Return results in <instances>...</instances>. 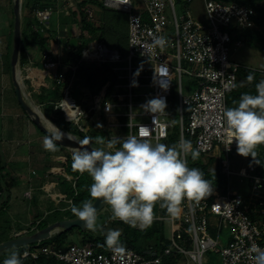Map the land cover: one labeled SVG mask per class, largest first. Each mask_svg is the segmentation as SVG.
I'll list each match as a JSON object with an SVG mask.
<instances>
[{"label":"built area","instance_id":"1","mask_svg":"<svg viewBox=\"0 0 264 264\" xmlns=\"http://www.w3.org/2000/svg\"><path fill=\"white\" fill-rule=\"evenodd\" d=\"M193 1L103 0L106 7L129 14L128 55L124 57L119 49L109 47L103 40L89 41L78 62L65 67L62 56L48 49L41 51L40 64L26 63L24 69L28 75L24 80L35 90L50 88L54 85L52 82L63 84L62 97L52 102L54 109L60 111L67 122L76 123L78 129L86 133L85 121H93L96 127L101 125L97 116L101 96L96 97L86 85H80L82 100L89 104L85 110L80 99L73 95L77 90L74 79L80 65L109 66L118 75L112 84L113 89L103 100V114L114 112L117 106L129 108L126 113L116 115L127 118L117 126L128 130L127 134H138L142 128L144 137L152 142L167 140L174 127L171 117L175 97L180 124L178 143L188 136L192 147L199 148L200 154L215 156L228 184L231 176H239L240 180H246L253 193L264 191V168H259L250 156L243 160L236 151L235 142L230 146L222 118L223 109L228 107V94L237 87L239 70L243 67L232 58V51L247 43L246 29L257 28L256 11L238 0H204L203 15H195ZM177 5L182 7L181 14ZM83 9L87 18L93 20V10ZM54 12L51 4L35 11L43 23L49 21ZM161 35L166 37L165 45H153V37ZM70 50L68 48L67 52ZM134 58L141 61L139 68L143 70L140 76L143 83L139 85L152 88L151 92L140 95L144 99L139 103L134 100L137 95L131 86L133 71L137 69L133 65ZM125 60L128 66L123 70L128 69L127 75L120 74L122 67L114 65ZM161 65L167 71L154 81V69L161 73ZM68 71H71L69 75ZM185 76L197 80L191 90L186 89L187 92L182 82ZM124 78L128 81H123ZM160 79L166 89L160 86ZM153 97L166 99L167 107L157 114L142 108ZM137 106L140 110L135 109ZM237 157L239 160L236 161ZM186 159L189 161L188 155ZM181 207L178 218L169 215L155 217L164 221L165 229L167 225L170 229L169 237L164 232L167 242L161 248L152 244L141 251L124 246L122 251H117L106 246L101 251L94 241L58 248L40 245L39 241L27 245L23 252L27 255L22 254V257L38 259L45 255L66 264H205L208 262L206 254L213 250L220 255V264H254L252 246L264 248V196L253 198V194L245 195L238 190L216 189L199 202L185 200ZM228 230L230 237L223 242L221 233Z\"/></svg>","mask_w":264,"mask_h":264},{"label":"rangeland","instance_id":"2","mask_svg":"<svg viewBox=\"0 0 264 264\" xmlns=\"http://www.w3.org/2000/svg\"><path fill=\"white\" fill-rule=\"evenodd\" d=\"M51 1V0H50ZM68 1V0H67ZM93 4H96L97 1L95 0H88ZM11 8L9 12L7 13V10H5V3L4 0H0V30L7 31V33L10 36H14V27H13V21L12 20V14H14V1L10 0ZM25 6H24V4ZM22 6H21V14L23 12V30H24V36L30 37V31L26 28V21L28 20V10H24V8H27L26 5L28 2L26 0H22ZM102 11H105L107 18L105 20V23H109L107 26V37H109L108 46L109 47H115L119 49L121 54L126 57L129 53V22H128V15L126 12L106 7V6H100ZM192 8L195 13V15H203V8H204V0H194L192 2ZM7 9V7H6ZM177 11L179 14L182 13V7L177 5ZM5 15L10 16L8 18L5 17ZM257 16H261L260 13L256 11ZM56 17V13L54 12L52 15V18L48 21L50 24L53 23L54 18ZM10 20V21H9ZM74 20H77L74 18ZM35 21V19H34ZM36 22V21H35ZM65 22V21H64ZM75 22V21H74ZM257 30L260 31V38L257 39H251L247 41V43L240 48H237L236 50L232 51V58L242 64V68L248 67L251 69H255L259 71L258 75V82L261 78H264V20L263 23L257 24L255 21ZM45 23L42 22L41 25H35L33 29L41 30L43 25ZM45 28V26H44ZM76 28V35L81 34L80 27ZM7 43V35L3 34L0 31V240L12 238L13 236L17 234H30L38 229V225L41 223V221L45 220L46 216H48L49 212H51V208L54 209L57 206H50L49 203H55L56 201H60L62 203L64 200L66 201L68 206L66 208H61L62 212H56L48 216L49 221H53L55 219H63L64 217L67 218L68 214H72V212H67L70 210L71 204L74 200L68 196L65 193H60L59 196H57V199H53V193L52 191H49L48 195L45 197V190L44 185L47 184L45 180H53V177H49L50 173L48 171V168L46 166H49V170L55 169L57 170V166L51 165L52 163L47 160H43L42 158H38V154L41 153V151H37L36 147H43V143L40 138H43L47 135L43 131H41L38 126L34 123L30 115L22 108L15 90L14 86L11 80V74L9 69V63L11 61V55L7 56L9 54V47L8 49H5V45ZM11 53V52H10ZM21 53V52H20ZM66 63L65 67H68V63L63 60ZM140 60L134 58L133 65L138 69L140 66ZM26 65V64H25ZM24 64L19 61L18 69L20 71V78L21 82L24 86L26 85L24 82V77L28 75L27 72H25ZM116 66L122 67L119 70L120 74L127 75L128 69L123 70L124 68H127L128 62L121 61L119 63L114 64ZM109 67V66H107ZM135 69L133 73L137 70ZM109 72V76L111 77L105 86H110L111 83L115 82L117 80L116 73V79L113 78L115 72L110 67L107 69ZM58 72V71H57ZM71 71L67 72V75H69ZM143 70L140 71V74L136 79L139 83H143L142 76ZM247 75H239V83L244 81L242 84L250 86L252 82H247L245 80V77ZM123 81H128L127 78H124ZM52 80V79H50ZM183 85L185 87V92H187L186 89L191 90L192 87L197 83V80H194L193 78H190L188 76L183 77L182 79ZM27 86L32 89V86H30L29 82H27ZM54 86V87H53ZM52 87L47 89L48 91H59L64 86L60 85H53ZM104 86V87H105ZM176 86V85H175ZM111 87V86H110ZM57 88H60L59 90ZM54 89V90H53ZM113 89V88H112ZM119 90V89H118ZM151 92V87H134V93L137 95L135 97L136 102H140L144 99V97L140 96L141 94H144L145 92ZM33 96L30 97L27 96L28 101L41 109L43 114H45V107L44 105H40L38 97H36L38 94L33 92ZM62 94V93H61ZM76 98H79L82 102L83 108L85 110H88L89 104L84 103L82 100V92L81 89L78 88L73 94ZM35 96V99H34ZM62 97V95H61ZM60 98V97H59ZM37 100V101H36ZM122 102L125 101V99H121ZM50 103V99L48 100V104ZM172 106V120L174 122L175 127V137L172 139V141L162 140V143L168 144V145H174L178 143V139L180 137V124L178 121L179 113L177 111V100L173 102ZM175 107V108H174ZM128 106H117L113 110L117 113H126L128 111ZM136 110H140V107H136ZM99 112V111H98ZM100 114V122L102 127L106 125V117L102 116ZM22 115V116H19ZM46 115V114H45ZM47 119L52 122L48 117ZM126 117H120L119 120L121 122L125 121ZM44 120V119H43ZM140 119H137L138 121ZM43 123H47L46 120L43 121ZM54 125H56L54 123ZM69 125V127H68ZM49 126V125H48ZM50 127V126H49ZM58 127V125H56ZM101 127V126H100ZM20 128V135L17 136L14 135L17 130ZM59 128V127H58ZM62 130V129H61ZM65 132H69L73 135H75L78 139H83L86 136L83 135V133L78 131L77 125L74 122H68L67 126H65ZM101 133H105L103 130H101ZM112 133H121L122 135H126L128 133V130L125 128H119L117 131H113ZM102 136V135H101ZM105 134L102 136L101 141L103 140ZM20 138V139H19ZM24 138V139H22ZM34 140V145L31 144V141ZM173 140L175 142H173ZM186 140H190L188 136H186ZM155 143V141H153ZM40 144L42 146H40ZM92 144V143H91ZM57 148H59V151H53L51 152V156H57L54 153H62L61 156H63V159H66L67 157H71L72 154H68L66 152H70L71 148L68 147H62L60 144L56 143ZM34 148H31L33 147ZM191 148L192 145H191ZM75 149H72L74 151ZM48 153L50 151L48 150ZM257 153L258 157H262L264 155L263 149L259 146L257 147ZM235 154V153H234ZM190 155V154H189ZM199 158L204 163H209V169L210 170H216L219 169L220 166L218 164V159L215 158L213 155H203L200 154ZM210 158H213V160H210ZM32 159V161H31ZM40 159V160H39ZM245 157L243 156V160ZM239 160V157H237L236 161ZM26 162V163H24ZM31 163V164H29ZM27 164V165H24ZM35 170H33L32 176L28 173L30 171L29 168L33 169V166ZM32 166V167H31ZM52 168V169H51ZM42 169H45L44 172ZM46 172V174H44ZM63 175L64 180H68V187L69 190H74L75 195L78 193V187L75 184V177L71 175L67 170H61L60 172H57V175ZM46 175V177H45ZM66 175H69L70 177H66ZM42 176V177H41ZM85 176V175H84ZM31 177V179H29ZM33 179V181H32ZM32 181V183H30ZM66 183V184H67ZM66 184L64 185V191H69L66 187ZM228 184V183H227ZM62 185V184H61ZM229 187L227 186V189H222V191L228 190H238L243 192L245 195H252L253 198H259L261 196H264V191H257L252 192L249 188V185L247 184L246 180H240L239 176H231L229 179ZM213 186V185H212ZM29 188H32L29 190ZM62 188V189H63ZM213 190H216V188L213 186ZM70 193V192H69ZM44 194V195H43ZM70 195V194H69ZM53 199V200H52ZM72 199V202L70 201ZM52 200V201H51ZM94 201V200H93ZM47 204V205H44ZM65 205V204H63ZM61 205V207H63ZM60 207V206H59ZM51 209V210H50ZM37 221H40L39 224H37ZM119 220L112 219L111 214V208L109 205L104 207L102 210H100L97 213V230L96 231H90V230H79L77 227L73 229L69 233V239L73 240L75 243H81V241L84 239V237H89L88 241H90V237H104L103 235L106 233L108 229H119L121 233L124 231L126 224H122L121 222H117ZM51 236L53 235V231H51ZM165 235L167 237L170 236V229L167 225L165 229ZM51 236L45 239H49ZM230 237V230L224 231L221 233V238L223 242H226ZM87 241V242H88ZM145 249V248H144ZM11 253L10 249H6L0 253V257H7ZM207 256V263L205 264H220L221 258L218 253L213 252V250H209L206 254Z\"/></svg>","mask_w":264,"mask_h":264},{"label":"clouds","instance_id":"3","mask_svg":"<svg viewBox=\"0 0 264 264\" xmlns=\"http://www.w3.org/2000/svg\"><path fill=\"white\" fill-rule=\"evenodd\" d=\"M152 43L163 47L166 37L154 36ZM161 69V73L154 69V81L163 76V65ZM140 71L138 68L133 73L131 86H139L136 77ZM253 79L254 73L250 71L245 80L252 82ZM159 83L165 88L161 79ZM233 105L222 111L230 146L235 142L239 155L250 156L257 164H261L257 147L264 145V78L255 84V93H241ZM166 107V99L163 97H153L142 105L144 111L153 114ZM64 138L70 139L63 132L61 135H46L43 147L55 151L56 141ZM89 142V138L85 137L79 144L88 145ZM99 143L101 146L78 147L71 156L72 169L81 174L87 172L92 181L88 187L89 198L79 206L71 204L70 207L72 214L87 230L96 231L98 227V210L93 200L109 205L112 219L145 230L155 219L154 208L157 202L175 219L179 217L185 200L199 202L215 191L211 182L205 178L204 171L188 164L187 155L190 154L193 161L200 155L199 148H191L190 140L184 139L174 145L153 143L144 137L141 128L138 134L111 136L106 142ZM120 237L119 229H108L104 234V243L109 248L122 251ZM252 250L255 253L254 264H264V248L253 245ZM0 264H22L21 253L12 251Z\"/></svg>","mask_w":264,"mask_h":264},{"label":"trees","instance_id":"4","mask_svg":"<svg viewBox=\"0 0 264 264\" xmlns=\"http://www.w3.org/2000/svg\"><path fill=\"white\" fill-rule=\"evenodd\" d=\"M28 4L26 5L27 8H24V10H28V20L26 21V28L27 30H31L30 34L31 36L25 37L24 36V30L22 27V42H21V57L20 61L22 64L28 63L27 60V55H26V48L33 45L36 46L40 49V51L48 50V41L49 38L47 36H43L42 32L38 29H33L35 25H41V22L38 21V15L35 13L37 8H43L45 7V3L42 2V0H26ZM88 0H82V2H86ZM231 1V0H227ZM243 4H247L251 6L255 11L261 14V16L255 15V21L257 24H262L264 20V0H238ZM81 2V3H82ZM24 4V3H23ZM22 4V5H23ZM99 4V3H98ZM48 5V4H47ZM101 5V4H100ZM25 6V4H24ZM108 18V17H107ZM106 18V19H107ZM35 19V21H34ZM109 22H110V18ZM13 20H14V14H13ZM22 22H23V12H22ZM25 23V22H23ZM81 34L79 35L78 41L70 42L71 44V50L68 51L67 57L65 59L66 62L68 63H75L78 62L80 57L82 56L83 48L84 46L90 41V38H99V39H105L109 40V37H107V26H109L107 23L104 27H95V25L89 21H87V17L83 15V18L81 20ZM13 27H14V21H13ZM89 34V35H88ZM101 34V35H100ZM246 40L249 41L251 39H257L261 37L260 31L257 29H246L244 31ZM260 36V37H259ZM264 41V38H263ZM109 42V41H108ZM9 54L10 56L12 54L13 50V36H10V41H9ZM11 52V53H10ZM11 57V56H10ZM9 69H10V63H9ZM109 67L107 66H99V65H90V64H83L80 65V68L77 72V75L74 79L73 85L75 88L78 90L80 88V85H86L87 88H89L94 95L101 96L97 103V111L101 113L102 116H104L102 107H103V100L105 97L108 95V93L112 90V84L111 87L108 86L107 89H104V86L108 82V80L111 78L109 76V72L107 71ZM254 73V79L252 81V84L250 86L243 85L242 83L237 84V87L231 91L228 94L227 97V103L228 107L234 106L233 101H238L241 93L243 92H251L255 93V84L258 83V75L259 71L255 69H251L248 67L245 68H240L239 70V75H247L249 72ZM114 79H116V73L113 76ZM60 85V84H57ZM63 85V84H62ZM59 90V88H57ZM54 90V89H53ZM61 89L60 91H48L44 92V94L40 95V100L42 102H45L46 104L44 105L45 107V114L46 116L58 127L62 130H65V126H67L68 122L64 119L62 113L60 111H56L54 109V105L52 104L53 101L58 100L59 97L61 98ZM50 99V103L48 104V100ZM176 98L173 97V102H175ZM174 104V103H173ZM175 108V107H174ZM100 119V115H98ZM69 127V125H68ZM78 128V127H77ZM79 132L83 133L84 132L80 131ZM98 133L96 130L91 131V135L96 136ZM175 127H173V131L170 133L168 140L172 141L174 139L175 135ZM173 142H175L173 140ZM260 148L263 149L264 152V145H260ZM189 156V161L188 164L190 167H199L202 169L205 173V178L208 179L211 184L218 190H222L224 188H227V183H228V178L225 174L221 172V169H216V170H210L209 169V163H204L199 157L195 161L191 159V155ZM200 156V155H199ZM259 161L261 164H257L259 168H264V155L262 157H258ZM210 160H213V158H210ZM64 166L67 168L68 172L71 173L73 177L76 179V186L78 187V193L75 195L74 190H69L70 188L68 187V180L63 181V184H66V187L68 188L69 191L68 194L69 196L74 200L73 203L76 205H80L82 201L85 199L89 198V193H88V187L91 184V178L88 175L87 172L81 174L77 171H74L71 167V157L66 158V162ZM85 175V176H84ZM70 192V193H69ZM160 202H157L154 212H155V217L158 215L161 216H167L168 213L164 208H161L159 206ZM56 212H62L58 210H54L49 212L48 214L51 215ZM68 213L71 212L70 210L67 211ZM48 215V216H49ZM48 216H46L45 220L41 221V223L38 225V229L46 227L49 223L55 222L60 219H55L52 222L48 220ZM69 218L75 217L73 214H68ZM65 218V217H64ZM62 219V218H61ZM118 220V219H117ZM121 222L122 224H126L122 221H117ZM75 228V227H74ZM70 230H63L60 229L58 232L54 233L49 239L45 241L42 240L40 241V245H51L53 247H65L67 245H70L72 243H75L73 240L69 239V233L73 231V229ZM79 230H82L81 228L77 227ZM165 224L164 221L161 220H156L154 219L153 223L151 224L150 227L146 228L145 230H140L139 228H134L126 224L124 231L121 233L120 240L122 241V246L128 247V248H133L137 251L143 250L145 247L154 244L156 247L161 248L164 247V243H166L165 239ZM33 233V232H32ZM24 234H17L13 237H19ZM104 236V235H103ZM12 237V238H13ZM89 238V237H88ZM87 237H84V239L81 241V244H86L88 242L94 241L97 243L98 249L99 250H104L106 248V245L104 243V237H90V241H88ZM10 239V238H7ZM5 239V240H7ZM3 239L0 240V242L5 241ZM88 241V242H87ZM34 244V243H33ZM28 248L27 245L19 246L10 249L12 251H17L21 253V259H22V264H66L64 262L58 261L54 258H47L45 255H41L38 259H33L31 257L28 258H23L22 254L23 252ZM5 259V257H0V262H2Z\"/></svg>","mask_w":264,"mask_h":264},{"label":"crops","instance_id":"5","mask_svg":"<svg viewBox=\"0 0 264 264\" xmlns=\"http://www.w3.org/2000/svg\"><path fill=\"white\" fill-rule=\"evenodd\" d=\"M95 1H97V3L92 5V3L90 1L82 2V0H68V1L67 0H51V1L50 0H42V2L45 3V6L47 4L53 5V7L56 10L55 11L56 17L54 18V21L51 24L48 21L45 22V24L43 25V27L40 31L42 32L43 36H47L49 38L48 49H50L54 54H60L62 56V60L66 59V57H67V54H68L67 49L71 48L70 42H74L76 40L78 41L79 36L76 35L77 30L75 27L79 26L80 30H81V24H82L81 20L83 18V15H85V17H87V15L83 9L84 7H88V8H91L93 10L94 19L89 20L87 18V21H89L90 23L92 22L96 28L98 26L104 27L106 25L105 20L107 18V15H106L105 11H102V9L100 8L101 5L102 6L104 5V2H103V0H95ZM4 3H5V6H4L5 10H7V13H8L11 6H12L10 3V0H4ZM6 7H7V9H6ZM5 17L8 18L10 16L5 15ZM11 18L13 20V14H12ZM74 18H76L77 20H74ZM38 21L41 22L39 20V18H38ZM22 24H23V22H22ZM41 24H42V22H41ZM44 26H45V28H44ZM22 27H23V25H22ZM0 31L3 34H5V36L7 35V43L5 45V49H8V45H9V41H10V35L7 33V31H2V30H0ZM97 40H103L105 43H107V45H109L107 40H105L104 38L103 39H99L96 37L90 38V41H97ZM113 48H115V47H113ZM40 53H41L40 49L36 46L31 45V46L27 47L26 48V55H27L28 63L29 62H35V63L40 64L41 63ZM7 56H8V54H7ZM20 57H21V53H20ZM57 69L59 70L60 67H57ZM24 82L26 84L23 88L25 93L27 95H29L30 97H32L34 95L33 92L37 93L38 95L36 97H38L39 100L41 98L40 95L44 94V92L46 93L47 89L49 88V87H44V88L35 90L34 88L31 89L30 87L27 86L26 80H24ZM52 84H56V83L52 82ZM34 99H35V96H34ZM45 102H42V100L39 101L40 105L46 104ZM117 114L118 113L115 111L109 112V114L105 113L104 116L106 117V125L103 127L94 126L93 121H91V120L85 121L86 136L90 140L89 143L90 144L92 143L91 145L101 146L99 142L101 141L102 136L104 134H105V136L102 140L104 142H106L107 139L111 136H113V137L116 135L122 136L121 133H112L113 131H117V129L121 128V127L116 125L117 123L120 122L119 118L116 116ZM98 115H100L99 112H97V116ZM19 116H22V115H19ZM98 119H99V117H98ZM92 130L93 131L96 130L98 134L96 136L91 135ZM101 130H103L105 133H101ZM19 131H20V128H19V130H17L15 132L14 135H17L18 137L21 136ZM22 139H24V138H22ZM39 139H41V141L43 143L42 138L39 137ZM34 143H35V141L32 140L31 144L34 145ZM40 146H42V145L40 144ZM62 147H64V146H62ZM31 148H34V146ZM36 150L41 151V153L38 154V155H40V156H38V158H42L44 161L45 160L50 161L52 163L51 165L57 166L56 168L58 170V171H56L55 169H52V168H51L52 170H49L50 165L46 166V168H48L49 173L51 172L49 177H53V180H51V181L45 180L46 183L48 182L47 184L44 185V190L46 192L45 197L49 196L48 195L49 191H52L54 196L51 198H53V199H57V196H59L60 193L67 194L68 192L64 191V188H63L65 185V183L63 184V181H65L62 177L63 175H60V174L57 175V172H60L61 170H67V168L64 166L66 159L62 158L63 157V156H61L62 153H59V152L54 153L55 155L57 154V156L52 157L53 155L51 156V152H53V151H50V153H48V150H45L44 147L38 146V147H36ZM55 151H59V148L56 147ZM72 152H73L72 149H70V152H66V153L72 154ZM31 161H32V159H31ZM24 163H26V162H24ZM29 164H31V163H29ZM24 165H27V164H24ZM29 169H30V171L28 173L30 174V176H32L33 170H35V168L33 166V169H31V168H29ZM44 170L45 169H42L43 172H44ZM36 172H39V171H36ZM44 174H46V172ZM45 177H46V175H45ZM66 177H70V176L66 175ZM29 179H31V177ZM32 181H33V179H32ZM32 181H30V183H32ZM31 189L32 188H29V190H31ZM68 196H69V194L66 197L68 198ZM65 202L66 201L64 200L62 203H60V201H56L54 204L49 203L50 206H54V205L57 206L55 209L52 207L51 208L52 210L51 209L50 210L51 211H54V210H58V211L60 210L61 211L63 208H66V206H68L67 203H65ZM63 204H65V205H63ZM44 205H47V204L44 203ZM61 205H63V207H61Z\"/></svg>","mask_w":264,"mask_h":264},{"label":"water","instance_id":"6","mask_svg":"<svg viewBox=\"0 0 264 264\" xmlns=\"http://www.w3.org/2000/svg\"><path fill=\"white\" fill-rule=\"evenodd\" d=\"M13 1H14V36H13V50H12L11 61H10V74H11V80L14 86L16 96L22 108L30 115L34 123L45 134L61 135V133L63 132L68 137H70V139L64 138L61 140H57L56 142L58 144L64 147L71 148V149H76L78 147H89V148L93 147V145H91L90 143L88 145H80L79 141L82 139H78L75 137V135H72L69 132H65L58 127L57 128L60 131H57L54 128H50L46 123H43L41 116L37 113L35 109L36 106L32 105L28 101L24 93L23 87H22L20 71L18 69L20 52H21V42H22V14H21L22 0H13ZM45 117L47 118L46 115ZM93 203L95 204V207L97 208L98 212L107 206V204H103L102 202L96 201V200H94ZM74 227H79L82 230L86 229L83 227L82 222L79 221L77 217H72V218L67 217V218L57 220L55 222L49 223L44 228L37 229L33 233L24 234L19 237H13V238L0 242V253L6 249H12L15 247L29 245V244L42 241L48 238L49 236H51L50 234L51 231H53V234H54L58 232L60 229L70 230Z\"/></svg>","mask_w":264,"mask_h":264},{"label":"bare ground","instance_id":"7","mask_svg":"<svg viewBox=\"0 0 264 264\" xmlns=\"http://www.w3.org/2000/svg\"><path fill=\"white\" fill-rule=\"evenodd\" d=\"M163 67H164V70L167 71V68H166L165 66H163ZM161 70H162V69H161ZM165 71H164V72H165ZM35 109H36L37 113L41 116L42 120L44 119V120L47 121V123H48V125L50 126V128H54V129H56L57 131H60V130L56 127V125H54L52 122H50V121L45 117V115L42 113L41 109H39L38 107H36ZM44 120H43V121H44ZM72 135H73V134H72Z\"/></svg>","mask_w":264,"mask_h":264}]
</instances>
